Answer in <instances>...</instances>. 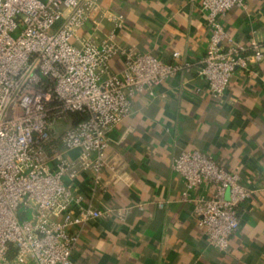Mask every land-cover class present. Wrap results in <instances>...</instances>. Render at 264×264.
Masks as SVG:
<instances>
[{
	"label": "built area",
	"instance_id": "1",
	"mask_svg": "<svg viewBox=\"0 0 264 264\" xmlns=\"http://www.w3.org/2000/svg\"><path fill=\"white\" fill-rule=\"evenodd\" d=\"M247 7V0L201 1L211 35L197 76L220 102L237 69L247 71L264 57L257 43L247 55L222 24L228 12ZM104 19L114 25L106 37L79 38L80 30ZM124 24L125 17L105 12L101 0H0V264H75L79 234L73 228L99 219L125 220V210H101L93 203L103 173L115 170L108 159L109 135L133 114L137 96L156 98L158 88L191 74L196 64L179 52L173 62H164L119 44L117 30ZM117 59L122 69L115 72ZM71 113L86 120L72 125ZM64 124L61 145L66 152L78 151L76 159L47 151ZM173 170L183 179L181 199L193 205L208 246L228 252L240 230V207L254 191L239 173L199 150L182 151ZM88 172L89 200L66 182ZM202 187L206 192L195 195ZM21 206L31 212L24 222L18 218Z\"/></svg>",
	"mask_w": 264,
	"mask_h": 264
},
{
	"label": "crops",
	"instance_id": "2",
	"mask_svg": "<svg viewBox=\"0 0 264 264\" xmlns=\"http://www.w3.org/2000/svg\"><path fill=\"white\" fill-rule=\"evenodd\" d=\"M201 1L101 0L105 12L125 17L117 30L119 44L164 62H173L179 52L196 67L163 84L156 98L137 96L133 114L110 133L108 159L115 170L103 173V188L93 203L101 210H125V220L99 219L73 228L79 234L75 264H264V57L247 71L237 69L221 102L212 98L197 76L211 35ZM247 2V10H231L222 24L247 55L253 54L251 43L260 44L264 54V0ZM113 30L104 19L78 35L99 41ZM121 69V60H115L113 70ZM184 150L212 156L254 191L240 207V230L228 252L208 246L193 205L181 199L185 185L173 162ZM47 151L69 159L79 155L63 146ZM66 182L91 198L89 172ZM205 192L202 187L195 195Z\"/></svg>",
	"mask_w": 264,
	"mask_h": 264
},
{
	"label": "trees",
	"instance_id": "3",
	"mask_svg": "<svg viewBox=\"0 0 264 264\" xmlns=\"http://www.w3.org/2000/svg\"><path fill=\"white\" fill-rule=\"evenodd\" d=\"M70 118L72 121V125H75L81 121L86 120V116L84 114H81V113H71ZM56 143H59V146H62L60 139L53 140V138H52V141L50 142V144L48 146H56ZM15 253H16V250L14 249V247H11L10 252H9V257H13L15 255Z\"/></svg>",
	"mask_w": 264,
	"mask_h": 264
},
{
	"label": "rangeland",
	"instance_id": "4",
	"mask_svg": "<svg viewBox=\"0 0 264 264\" xmlns=\"http://www.w3.org/2000/svg\"><path fill=\"white\" fill-rule=\"evenodd\" d=\"M67 127V124L62 125V129L57 133V135H52L53 140H58L61 132ZM59 146V143H56ZM31 212L25 209L23 206L20 207L18 218L20 222H24L30 219Z\"/></svg>",
	"mask_w": 264,
	"mask_h": 264
}]
</instances>
